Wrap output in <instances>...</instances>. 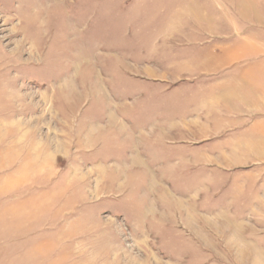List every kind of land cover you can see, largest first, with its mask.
I'll return each instance as SVG.
<instances>
[{"label":"rangeland","instance_id":"obj_1","mask_svg":"<svg viewBox=\"0 0 264 264\" xmlns=\"http://www.w3.org/2000/svg\"><path fill=\"white\" fill-rule=\"evenodd\" d=\"M208 40L264 54V0H0V264H264L258 182L167 149Z\"/></svg>","mask_w":264,"mask_h":264},{"label":"crops","instance_id":"obj_2","mask_svg":"<svg viewBox=\"0 0 264 264\" xmlns=\"http://www.w3.org/2000/svg\"><path fill=\"white\" fill-rule=\"evenodd\" d=\"M206 42L204 46L183 47V52L194 49L198 53L197 69L171 72L162 81L152 82L175 87L173 92H188L194 85L202 91L198 102L201 107H195L194 114L183 116L184 120L177 123L188 138L168 137L167 149H180L186 172L192 169L197 175L230 177L239 190L241 185L251 190L258 182L257 188L264 192V54L218 62L215 52L206 53L205 48L220 41ZM236 67L244 71L236 73Z\"/></svg>","mask_w":264,"mask_h":264}]
</instances>
